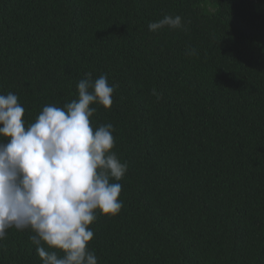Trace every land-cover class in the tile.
Instances as JSON below:
<instances>
[{
    "label": "trees",
    "instance_id": "16d2710c",
    "mask_svg": "<svg viewBox=\"0 0 264 264\" xmlns=\"http://www.w3.org/2000/svg\"><path fill=\"white\" fill-rule=\"evenodd\" d=\"M166 15L185 27L149 30ZM89 72L116 85L90 121L128 165L90 225L98 264H264V0H0V94L26 125ZM6 231L0 264H42Z\"/></svg>",
    "mask_w": 264,
    "mask_h": 264
},
{
    "label": "clouds",
    "instance_id": "9594fccd",
    "mask_svg": "<svg viewBox=\"0 0 264 264\" xmlns=\"http://www.w3.org/2000/svg\"><path fill=\"white\" fill-rule=\"evenodd\" d=\"M165 26L185 27L182 16L166 15L148 28ZM115 88L106 75L94 80L86 73L77 83L78 99L62 108L45 105L27 125L18 95L0 94V137L6 138L0 140V241L9 228L31 229L42 264H98L89 249L90 225L97 210L121 211L123 186L110 179L121 180L128 165L112 151L114 126H92L96 108L90 105L110 108Z\"/></svg>",
    "mask_w": 264,
    "mask_h": 264
}]
</instances>
